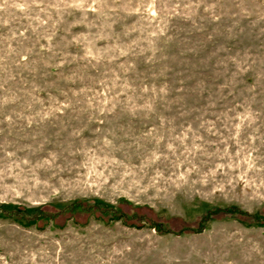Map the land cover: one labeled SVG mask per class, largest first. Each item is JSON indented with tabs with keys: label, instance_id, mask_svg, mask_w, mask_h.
Wrapping results in <instances>:
<instances>
[{
	"label": "rangeland",
	"instance_id": "374dc122",
	"mask_svg": "<svg viewBox=\"0 0 264 264\" xmlns=\"http://www.w3.org/2000/svg\"><path fill=\"white\" fill-rule=\"evenodd\" d=\"M0 264H264V0H0Z\"/></svg>",
	"mask_w": 264,
	"mask_h": 264
},
{
	"label": "trees",
	"instance_id": "16d2710c",
	"mask_svg": "<svg viewBox=\"0 0 264 264\" xmlns=\"http://www.w3.org/2000/svg\"><path fill=\"white\" fill-rule=\"evenodd\" d=\"M232 210H234L235 212H236V210H237V211H239V209H238V208H236V209L234 208V209H232ZM230 211H231V210H230Z\"/></svg>",
	"mask_w": 264,
	"mask_h": 264
}]
</instances>
